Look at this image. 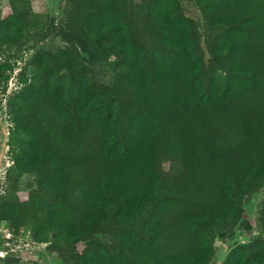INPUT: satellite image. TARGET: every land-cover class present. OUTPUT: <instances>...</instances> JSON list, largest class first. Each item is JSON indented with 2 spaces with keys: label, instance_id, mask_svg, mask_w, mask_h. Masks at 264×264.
<instances>
[{
  "label": "trees",
  "instance_id": "obj_1",
  "mask_svg": "<svg viewBox=\"0 0 264 264\" xmlns=\"http://www.w3.org/2000/svg\"><path fill=\"white\" fill-rule=\"evenodd\" d=\"M189 1L200 23L184 0H64L50 48L44 0H9L0 42L31 54L6 98L0 261L35 257L27 233L61 264H214L254 226L218 264H264V191L244 206L264 190V0Z\"/></svg>",
  "mask_w": 264,
  "mask_h": 264
},
{
  "label": "rangeland",
  "instance_id": "obj_2",
  "mask_svg": "<svg viewBox=\"0 0 264 264\" xmlns=\"http://www.w3.org/2000/svg\"><path fill=\"white\" fill-rule=\"evenodd\" d=\"M64 0H44L47 18L51 25V35L45 40V45L54 48L62 43V38L57 35L59 27H65L62 14V6ZM9 3V0H0V17L3 9ZM185 14L192 16L200 23V16L189 0H184ZM31 54V50L25 49L21 53L10 46H5L0 42V183L3 181L4 172L11 164V156L8 152V133L10 127L9 116L6 107V98L8 94L19 88L20 82L18 73L23 68ZM112 59V58H111ZM27 74H31V69L27 68ZM93 77L98 83L111 85L113 80V70L108 62H100L95 65ZM162 169L166 173H176L180 170L179 161L174 159H164L162 161ZM1 185V184H0ZM35 185V176L33 174H24L20 177V186L24 189ZM264 190H259L252 196L246 197L244 201L246 219H254L256 216V203L261 198ZM257 230L254 226H245L233 237H219L216 245V258L214 264H218L223 260L229 248L238 241H246L249 237L256 235ZM21 250L28 249L35 257L27 259L23 257L20 262L14 264H61V261L54 253L46 250L44 244L30 243L28 234L20 239L19 245ZM0 264H6L0 261Z\"/></svg>",
  "mask_w": 264,
  "mask_h": 264
},
{
  "label": "built area",
  "instance_id": "obj_3",
  "mask_svg": "<svg viewBox=\"0 0 264 264\" xmlns=\"http://www.w3.org/2000/svg\"><path fill=\"white\" fill-rule=\"evenodd\" d=\"M0 229L3 230L4 233H6V236L10 235L8 229L3 224L0 225ZM0 255H4V251L1 249H0Z\"/></svg>",
  "mask_w": 264,
  "mask_h": 264
}]
</instances>
